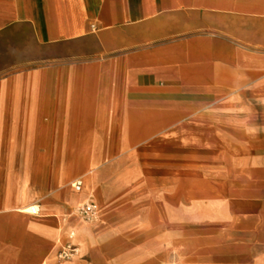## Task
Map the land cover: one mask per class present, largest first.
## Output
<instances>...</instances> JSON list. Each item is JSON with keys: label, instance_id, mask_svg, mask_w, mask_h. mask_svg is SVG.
Masks as SVG:
<instances>
[{"label": "crops", "instance_id": "1", "mask_svg": "<svg viewBox=\"0 0 264 264\" xmlns=\"http://www.w3.org/2000/svg\"><path fill=\"white\" fill-rule=\"evenodd\" d=\"M0 264H264V0H0Z\"/></svg>", "mask_w": 264, "mask_h": 264}, {"label": "built area", "instance_id": "2", "mask_svg": "<svg viewBox=\"0 0 264 264\" xmlns=\"http://www.w3.org/2000/svg\"><path fill=\"white\" fill-rule=\"evenodd\" d=\"M75 191H79L81 189V181L75 180L72 185H71ZM27 212L31 215H37L38 214V209L36 208V206H30L27 209ZM75 213L84 221V222H88L91 223L94 220H96L97 218V205L92 202H86L80 206H78L75 209ZM73 232H70L68 235V239L69 241H67L66 243H64L58 253H57V258L59 260H71L74 259L78 256L79 254V249L78 247L73 244L71 242V240L73 239Z\"/></svg>", "mask_w": 264, "mask_h": 264}]
</instances>
